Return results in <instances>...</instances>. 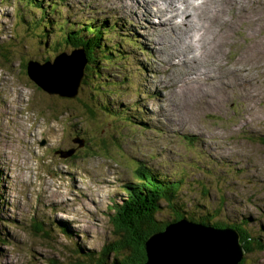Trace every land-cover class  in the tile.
Instances as JSON below:
<instances>
[{
  "label": "rangeland",
  "instance_id": "1",
  "mask_svg": "<svg viewBox=\"0 0 264 264\" xmlns=\"http://www.w3.org/2000/svg\"><path fill=\"white\" fill-rule=\"evenodd\" d=\"M51 1L38 7L36 0H0V264H48L52 259L70 264L76 244L99 251L113 236L107 206L122 200V186L135 182L139 162L182 181L171 199L185 216L240 224L251 247L243 264H264V0H241L247 9L227 11L240 25L232 38L236 44L225 46L223 59L236 57L235 66L243 71L233 73L240 81L245 76L244 91L234 79L232 86L221 84L225 79L216 77V72L223 74L218 65L208 77L200 74L178 91L187 64L163 48V34L150 27L141 8L126 11L119 0H59L64 5L57 2L51 13ZM224 12L213 9L208 19ZM38 19L49 21L47 30ZM90 20L117 23L116 33L102 43L121 47L129 56L101 66L110 75L105 73L104 80L85 76V68L81 73L78 57L72 63L59 58L72 69L60 67L72 89L87 77L73 97L38 87L21 64L36 62L49 70L43 59L58 55L53 41L65 36V25L80 31ZM202 20V27L208 26ZM39 30L48 31L47 44L36 38ZM63 42L59 49L66 46ZM118 49L110 53L117 56ZM209 77L221 80L210 82ZM70 150L65 158L55 153ZM173 216L161 202L156 218ZM38 217L42 232L32 226Z\"/></svg>",
  "mask_w": 264,
  "mask_h": 264
},
{
  "label": "trees",
  "instance_id": "2",
  "mask_svg": "<svg viewBox=\"0 0 264 264\" xmlns=\"http://www.w3.org/2000/svg\"><path fill=\"white\" fill-rule=\"evenodd\" d=\"M36 1H39L37 6L41 7L43 0ZM51 2L48 9L53 13L57 6V2L59 3L60 1L54 0ZM47 5L49 4L47 3ZM68 15L70 16V14ZM68 15L66 19L69 21ZM37 23H41L45 27V24L48 25L49 21L41 22V20L38 19ZM82 24L80 31L68 30L67 25H65V36L53 41V43H55L54 51L59 52L58 55L53 57V59H49V57L44 58L43 62L53 61L59 54L61 55V53L65 52L66 48H71V46L73 47L72 49L81 48L83 52H85L86 58V65L84 63L83 66L85 68L84 72L86 73H84V75L87 76L88 74L91 78L96 77L104 80L106 76L105 73H107V76L110 75L107 69L101 66L117 64L116 62H118L120 58L125 59L129 55L125 53L121 47L119 48L121 50H119L113 44L106 47V44L102 43V41L108 40L106 38H108L110 34L116 33V23L106 25L105 23H98L97 21L90 20ZM34 29L39 28L34 27ZM45 29L47 30L46 27ZM53 32L58 31L54 30ZM36 38L39 39L42 44H47L48 41L45 39L48 38V31H37ZM62 42L66 46L63 49H59L58 45ZM128 42H131L133 48L134 41L130 39ZM49 44H52V40L49 41ZM115 49H118L119 52L117 56L110 53ZM122 53H124V55H122ZM27 63L28 62H24L21 64L22 68L26 69V72ZM86 78L87 77L81 80L80 84H86ZM112 79L115 80L113 77ZM112 82L119 85L116 81ZM80 88L81 86H79V91ZM105 109L114 114V117L119 115V112L116 110ZM122 118H124L123 120H130V116L126 114H123ZM141 164L142 163L139 162L134 169V175L137 178L135 182H129L122 186V193L124 194L121 195L122 200L120 202H113L107 206L106 215L111 225V231L113 233L112 239L103 243L99 251L79 247L76 244L77 247L72 249L75 254L74 261L70 262V264H145L147 260L146 241L149 237L154 233L163 231L168 223L176 222L181 219L202 223L215 228H233L239 233V242L243 245L245 251L249 252L251 249L249 236L240 224H223L216 221L211 222L210 218L209 220L207 218H194L191 215L185 216L182 209H178L177 204L174 205L171 199L177 196L182 181L179 179H172L168 175L154 170V168L145 167ZM161 202H166L174 213V216L169 221H161L156 218V212ZM39 220L38 217L32 225L36 232L43 231V224ZM52 222L53 221L49 223L50 226ZM65 227H61L60 232L70 236V230H67ZM51 230L53 229L51 228ZM47 261L48 264H57L55 259ZM240 264H243V259Z\"/></svg>",
  "mask_w": 264,
  "mask_h": 264
},
{
  "label": "bare ground",
  "instance_id": "3",
  "mask_svg": "<svg viewBox=\"0 0 264 264\" xmlns=\"http://www.w3.org/2000/svg\"><path fill=\"white\" fill-rule=\"evenodd\" d=\"M119 1L122 5V7H120L121 9L127 11L137 6L138 8H141V13L147 19L156 18L154 20L155 24H153L152 29L157 28L163 34V48L167 49L170 55H174V57L175 55L178 56L179 59H177V62H179V60H181L183 63L184 61L186 62L185 64H187V67H185L187 72L184 74L185 76L183 78V83L177 86L178 91H182V88L184 89L185 83L192 81L195 79L194 77L200 74H205L207 77L208 75H211L210 72L214 71L215 65H218L219 69L223 71V74L216 72V77H222L225 79V81L220 82L221 84H224L225 82L226 85L232 86V80L234 79L238 81L237 84L243 85V91L246 89L248 84H244L245 76L243 77L241 74L240 81L238 76L233 73V70L238 72L243 71L242 69H238V67L235 66V64H237V60H235L236 57L230 55L228 58H226V60L223 59V53L226 49L225 46L231 47L236 44L232 41V38L235 36L234 30L240 25L235 23L232 18L228 17V8L232 9L235 14H239L241 10L247 9L243 3H240L243 1L223 0L222 2V0H140V3L138 0ZM222 8H226V12H224L218 19H208L213 9L220 10ZM163 16H167V18L162 19L160 22L159 19ZM202 18L208 22V26L202 27ZM157 26H161V28ZM212 31L215 34L210 36L209 34H211ZM172 33L175 36L170 39ZM186 34H188V37H186ZM169 40H173V42H169ZM194 51H198V55H196L197 53H195L196 56L193 55ZM75 57L79 58V62L77 61V63L83 67L86 58L85 52H83L81 48L72 50L68 55H61L60 59L63 63H70V60L72 63ZM58 58L56 63H58ZM201 61L202 63H206L202 68L199 67L202 64L200 63ZM62 66L64 71L72 73V69L70 67L63 64ZM227 73H229V75ZM59 76L70 84L71 81H69L65 72L59 73ZM186 77L187 80L185 81ZM218 80L221 79L212 80L209 77L210 82ZM193 86H190V88H193L194 90ZM211 88L213 87L211 86ZM240 89L238 88L239 93L241 92ZM252 96L253 95H249L250 98Z\"/></svg>",
  "mask_w": 264,
  "mask_h": 264
},
{
  "label": "water",
  "instance_id": "4",
  "mask_svg": "<svg viewBox=\"0 0 264 264\" xmlns=\"http://www.w3.org/2000/svg\"><path fill=\"white\" fill-rule=\"evenodd\" d=\"M57 58L44 63L43 67L47 66L49 70L40 69L36 62H32V65L28 62L27 73L38 87L49 94L73 97L77 92L80 79L72 89L59 76L62 72V68L60 69L62 64L56 63ZM76 66L79 71L83 69L82 65L76 64ZM72 152L73 150L55 153L65 158ZM244 252L245 249L239 242V233L235 229L215 228L181 219L168 223L163 231L149 237L146 241L145 264H240Z\"/></svg>",
  "mask_w": 264,
  "mask_h": 264
}]
</instances>
